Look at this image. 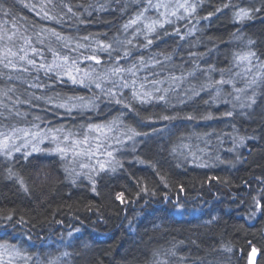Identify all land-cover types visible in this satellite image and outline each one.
I'll use <instances>...</instances> for the list:
<instances>
[{
  "label": "trees",
  "instance_id": "obj_1",
  "mask_svg": "<svg viewBox=\"0 0 264 264\" xmlns=\"http://www.w3.org/2000/svg\"><path fill=\"white\" fill-rule=\"evenodd\" d=\"M255 2L201 0L194 14L165 23L145 47L142 35L133 38L143 24L127 32L122 26L144 8L147 17V0H6L8 11L0 12V134L36 130L33 125L38 124L43 133L61 128V137L71 133L69 138L84 141L88 134L108 131L106 125L119 113L126 115L124 124L112 126L125 141L113 155L120 166L113 172L107 160L100 171L92 162L83 167L96 168L91 180L87 172L73 173L78 161L73 162L67 151L63 156L43 151L0 154V264H251L254 250L256 264H264V0ZM256 7L262 11L243 23L235 22L234 12ZM51 29L70 38V47H62L45 31ZM128 39L131 55L118 60L124 49L117 42ZM248 40L255 43L247 45ZM49 41L62 56L79 58L82 69L99 73L117 62L140 68V57L145 62L161 61L154 68H140L136 76L121 74L128 87L114 91L125 100L133 91L151 92L172 77L187 76L186 86L193 91L209 77L212 83L235 78L240 63L236 54L252 51L256 55L250 58L251 72L243 79V90L253 79L248 94L254 90L256 102L241 109V102L234 100L237 91L229 92L226 83L215 87L223 88L221 99L228 103L211 102L215 88L194 97L185 91L182 99L166 98L174 107L157 98L145 104L133 101V107L126 109L101 96L98 111L68 114L44 101L24 103L30 93L100 95L94 85H74L67 77L49 79L18 59L27 55L37 64L50 63ZM99 41L119 51L110 50L109 56L97 48L99 64L83 59L93 54ZM77 43L84 47L77 48ZM8 49L18 55L8 54ZM8 61L29 72L6 68ZM36 75L39 81L34 80ZM32 83L50 87L31 88ZM102 87L112 85L102 82ZM183 100L186 103H179ZM17 112L27 113L26 118ZM176 114L180 118L171 121L159 118ZM209 114L211 118H198ZM36 115L42 119L35 121ZM185 115L197 118H182ZM87 125H100L101 130L89 131ZM126 125L148 135L127 141L122 135ZM239 136L245 137L244 144L234 145L233 138ZM9 170L15 173L12 178Z\"/></svg>",
  "mask_w": 264,
  "mask_h": 264
},
{
  "label": "snow or ice",
  "instance_id": "obj_2",
  "mask_svg": "<svg viewBox=\"0 0 264 264\" xmlns=\"http://www.w3.org/2000/svg\"><path fill=\"white\" fill-rule=\"evenodd\" d=\"M117 3L120 2V0H116ZM135 3H140V0H134ZM201 2V0H196V2H190V0H182V2L178 3L176 5L177 8H181L184 9L185 12H187L189 15H192L196 12L197 7L199 6V3ZM147 4L148 7H154L156 9H160V8H168V5L165 3H157V4H153L152 0H147ZM6 5V0H0V12H5L7 13L8 9L5 7ZM228 5H225V7H227ZM126 7V6H125ZM101 10H103L104 5H100ZM122 11L124 9H121ZM220 9H217V11H219ZM67 11L69 13L73 12L72 7H68ZM148 11V8H144L143 11H141L140 13H138L136 15L135 18L130 19L126 24H124L123 30L125 32H127L130 28H133L136 25L139 24H143V26L139 29H137L134 33H133V38H135L136 36H140L142 35L144 37V39L147 41V44L145 45V47H147L148 45H151L153 43V39H151L150 37L155 34L157 32L158 29H163L165 26V23H171L170 20L167 19L168 13L164 12L162 13V17L163 19H150V20H145V16L144 14ZM262 11L261 8H253L251 10L245 9V8H240L238 11L234 12V20L235 22L238 23H243L245 20H250L252 18V14L256 13V12H260ZM171 16H177V13L175 11L171 12ZM46 18L47 14H46ZM183 18V17H180ZM58 23H62V20H57ZM78 23H83V20L78 21ZM49 32V35L51 37L55 38V41L60 43L62 42V47H70V38H66L64 36H62L60 33H58L55 29H51V30H45ZM165 35H167V33H164ZM159 38V37H157ZM237 40L242 39V36H236L235 37ZM83 39L87 40L89 39V37H84ZM40 43H44L43 40L40 41ZM119 44L120 47H122L123 50V55L118 57L119 59H125L128 56L131 55V51L126 47L127 45H131L132 44V40L128 39L125 41H120L117 42ZM255 41L253 40H248L247 41V45H252L254 44ZM77 48H81L84 47V45L77 43L76 45ZM99 49V51L101 52H108L109 56H111V51H119V48L114 49L112 44H105L103 41H99L96 42V48H93V54L88 55L86 57H83V59H87V60H91V61H96L97 64L100 63V60L98 59L97 55L95 54L96 49ZM73 51H75L76 49L73 48ZM111 50V51H110ZM23 51V49H22ZM36 49L33 48L32 52L33 54L36 53ZM48 51L52 53L53 59L50 63H40L37 64L36 60L34 59H30L27 57V55L24 56H18V59L28 65H31L32 69L36 72V73H40L43 72L44 76L48 77L49 79H52V77L54 76L56 79L58 80H63V77H67V79L74 85H80L83 87H87L90 88L93 85L95 86L96 89H100V95H96L93 94V96L91 97H83V96H61L60 93H56L54 96L52 95H36L35 93H30L29 95V99L27 101H24V103H31L33 100L36 101H44L47 104H51L53 105L55 108H62L65 109L66 112L68 114H71L73 111H79V112H87V111H98L99 110V101L101 96L105 97L109 102H114L116 104L119 105H123L124 108L126 109H131L133 107V101L138 102L140 104H145V103H150L152 102V100L157 99L156 97L153 96V94L151 92L148 91H144V92H140V91H133L131 96L129 98H127V100H125L122 96V94L118 97L117 93L114 91L115 88L117 87H128V82L124 80L123 76L121 75L122 73H129L132 76H136L137 71L140 70V68H144V67H155L157 64L161 63V61L156 60L154 63L152 62H145L143 57L139 58V65L140 68H138L137 64H132L129 67L125 68V67H121L119 66V63L117 62V64L112 65L108 68L105 69V71L103 73H99L97 72L95 69L92 68H87V69H82L79 66V58L77 59H71L69 56L67 55H61L59 51H57L55 48H53L51 46V41H49V47H48ZM8 54H11L13 56H17V53H12L11 49H8ZM256 53L252 52V51H248L244 54H236L235 59L239 60L240 62L243 61H249L250 62V58L251 57H255ZM166 60H171V56H165ZM41 60H43V57H41ZM4 66L7 67H11L14 71H18V72H24L27 73L29 72V69L26 67H20L18 65H16L15 63H13L12 61H8L7 63L4 64ZM188 76H195V72H189ZM9 79H11L12 77L9 76ZM18 79L20 77H17ZM145 79H147V77H145ZM173 81H176L178 78L177 77H172L171 78ZM35 81H39L40 80V76L36 75L34 77ZM102 82H107L110 83L112 85V87L110 88H103L102 87ZM134 83V81H133ZM153 83H157L156 81H154ZM226 83H231V81H226L224 79H219L216 80L214 83L211 82V78L209 77L207 81L202 82L200 84V88L198 90L193 91V89H189L188 91L192 92V96H196L200 94V91H209L211 88H215V93L214 95H211L210 99L211 102L215 103V102H223V103H228V101L226 99H221V95L222 92L224 91L223 88L221 87H215L216 85H224ZM253 83H255V81H253ZM31 88H45V87H50L49 85H44L41 83H32L29 85ZM141 87H143V85H141ZM157 91H159V89H157ZM165 94H167L169 91H173V88H169V89H165ZM187 91V92H188ZM187 92H185V96H187ZM158 99L160 101H164L169 107H174V105H171L169 101H166V96L165 95H160L158 97ZM234 99L236 100H240V97L237 96ZM250 101V103H248ZM255 101V92L253 90L251 95H248L245 99L244 102H241L239 104V107L241 109L245 108V107H251L252 104H254ZM179 103H186V100L183 101H179ZM205 103H208V101H205ZM233 107H236V105L234 104ZM17 116H21L26 118L27 113H21V112H17L16 113ZM126 113L125 112H121L119 113L117 116L113 117V119L111 121H109L108 125H106L108 131H113V125L119 127V125L124 124V118H125ZM136 115L139 117L140 113L136 112ZM226 115L228 116H232L233 113L232 112H228L226 113ZM160 119L164 120V121H171L179 117V114L176 115H160L159 116ZM184 119H188V120H192L194 118L197 117H193L192 115H185L184 117H182ZM200 119H208L211 118V115L209 114L208 116H200L198 117ZM33 119L35 121H40L42 119V117H40L39 115H36L33 117ZM143 121L144 120H151L152 117H142L141 118ZM33 127L35 128H39L38 124H34ZM127 128V131L123 132L122 135H124L127 139V141H133V143L135 142L136 137L138 136H144V135H148V133H142L136 130V128L132 127L131 125H126L125 126ZM87 128L89 131H100L101 130V126L100 125H87ZM19 132H21L22 138H24V143L22 145H16L11 143L12 140H14L15 134H13V136L10 137H3V134H0V153H3L4 155H9L12 151H20L21 147H32L33 151L38 150L36 148L37 144L43 143L44 137L45 135L47 136V138L49 139L50 143H52L53 145H55V147L52 149V151L59 153L60 155H64L65 152L67 151V149L65 147H61L60 143H61V138H60V133H63L64 130L61 128H57V129H52L47 133H41L39 131L32 133L29 132L28 130H17ZM155 131V129H154ZM71 135V133H68L66 135L63 136V140L64 141H68L69 136ZM27 137H33L32 140H28ZM234 145H243L244 141H245V137L239 136V137H234ZM83 142H87V137H85V140ZM118 144H123L125 141L122 140H117L116 141ZM80 143L79 141H74L73 145L75 146V144ZM135 150V149H134ZM235 150V149H232ZM29 155L31 153H28ZM107 156L112 158L113 157V153L111 151L107 152ZM140 163H143L144 161H139ZM99 163V170L103 171L105 170V163L103 162H98ZM120 166V161L119 160H115L114 158L109 162V168L111 171H116V168ZM86 167V166H83ZM85 175L88 177V179H93L92 175L90 173H85ZM13 176H15V173L11 172V170H9V178H12ZM75 182V180L73 181ZM21 184H23L22 181H20ZM146 190V189H145ZM25 191H27V189H25ZM93 191H95V188H93ZM254 203L256 204L257 207H260L259 202L256 200V198H253ZM255 213L253 212V215ZM8 220H11L12 217L8 216L7 217ZM69 235L71 236V233H69ZM66 255V254H65ZM173 255H175V253H173Z\"/></svg>",
  "mask_w": 264,
  "mask_h": 264
},
{
  "label": "rangeland",
  "instance_id": "obj_3",
  "mask_svg": "<svg viewBox=\"0 0 264 264\" xmlns=\"http://www.w3.org/2000/svg\"><path fill=\"white\" fill-rule=\"evenodd\" d=\"M258 0H250V2L252 4H255ZM182 2V0H155V2L153 4H157V3H165L168 5V8H160V9H156L154 7H149L150 12L149 14H147V17L145 16V20H150V19H163L162 17V13L167 12L168 16L167 19L170 21H174L177 23L178 19H181L180 17L186 18V17H190V15L184 11V9L181 8H177L176 5L178 3ZM190 2H196V0H190ZM256 5V4H255ZM175 11L177 13V16H171V12ZM246 62H240L237 64L238 66V70L236 71V76L235 78H225L226 81H231V83H227L229 84V92L231 90V88L235 91H237V95L240 97V102H244L246 97L248 95V90L250 89V86L253 84V79L252 80H247L246 84H245V88L243 90L244 87V80L245 76H248L251 72L250 68L251 65V60L250 62L247 61ZM253 73H256V71H254ZM240 75V76H239ZM187 76H181L178 77V79L176 81L171 80L170 82H166V83H160L158 85L153 86L151 89V92L153 94L154 97L158 98L159 96L156 95L159 94L160 95H165L166 98L169 99H173V100H177V99H182L184 97V92L188 91L191 88V85H187ZM239 81V83H242V85H237L236 82ZM173 88V91H169L167 94H165V89H169V88ZM157 89H159V91H157ZM243 90V91H242ZM243 92L242 94L240 92ZM156 93V94H155ZM237 96H234V98ZM236 100V99H234ZM237 101V100H236ZM223 103V102H221ZM39 130H29V132L35 133ZM41 133H43L42 131H39ZM47 133V132H44ZM13 134H15V139L11 141V143L16 144V145H22L24 143V138H22V133H16V132H12V134L9 135H5L3 134V137H10L13 136ZM119 133L116 132H110V131H101V132H97L94 133L92 135H87V142H83L78 140L77 138H69L68 141H64L63 137L60 136L61 138V143L60 146L61 147H65L67 149V155L69 156V158L77 163L76 161H78L77 165H75V167H73V173L75 175H79L81 173L87 172L90 173L91 175L94 174L95 169L93 166H89L87 168H83V166H87V165H91V163L96 162L97 164H99L98 162H106L108 160V166H109V162L114 158V156L112 158L107 156V152L111 151L113 153V155H115V153L122 147V144H118L116 141L117 140H122V136L118 135ZM28 140H32L33 137H27ZM74 141H79L80 143L75 144V146L73 145ZM124 141V140H122ZM55 147V145H53L52 143H50L49 139L47 138V136L45 135L43 143L37 144L36 148L38 150L36 151H43V152H54L52 151V149ZM20 151L23 152H31L32 147H21ZM13 152L16 151H12L10 154H12ZM3 154V153H0ZM85 164V165H84Z\"/></svg>",
  "mask_w": 264,
  "mask_h": 264
},
{
  "label": "water",
  "instance_id": "obj_4",
  "mask_svg": "<svg viewBox=\"0 0 264 264\" xmlns=\"http://www.w3.org/2000/svg\"><path fill=\"white\" fill-rule=\"evenodd\" d=\"M257 256H258V251L257 250H254L252 252V255H251V264H256Z\"/></svg>",
  "mask_w": 264,
  "mask_h": 264
}]
</instances>
